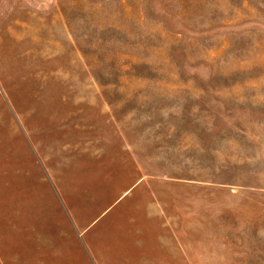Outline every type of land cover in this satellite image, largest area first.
Returning <instances> with one entry per match:
<instances>
[{
  "label": "rangeland",
  "instance_id": "1",
  "mask_svg": "<svg viewBox=\"0 0 264 264\" xmlns=\"http://www.w3.org/2000/svg\"><path fill=\"white\" fill-rule=\"evenodd\" d=\"M0 264H264V0H0Z\"/></svg>",
  "mask_w": 264,
  "mask_h": 264
}]
</instances>
